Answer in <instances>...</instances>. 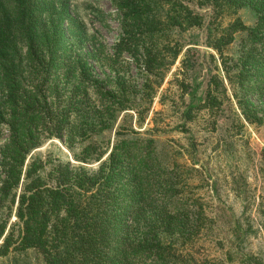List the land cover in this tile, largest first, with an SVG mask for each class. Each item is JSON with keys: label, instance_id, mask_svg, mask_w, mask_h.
Instances as JSON below:
<instances>
[{"label": "rangeland", "instance_id": "obj_1", "mask_svg": "<svg viewBox=\"0 0 264 264\" xmlns=\"http://www.w3.org/2000/svg\"><path fill=\"white\" fill-rule=\"evenodd\" d=\"M153 2H159L156 27L140 31L143 19L123 22L113 0H67L59 63L44 95L58 104V112L69 109L72 115L67 127L58 130L52 122L42 131L23 169L35 158L48 186H55L64 165L73 175H96L119 129L122 146L112 177L117 211L103 214L119 233L125 221L119 210L136 190L132 175L144 167L139 161V168H129L126 160L138 154L133 151L140 141L151 140L161 176L177 198L188 200L192 219L198 217L190 228L197 253L224 264H264V0ZM174 11L187 22L168 24L165 14ZM126 29L134 33L131 40H124ZM85 73L129 109L110 110L116 106L108 107ZM2 75L0 68V80ZM93 107L95 113L81 119ZM8 135L1 125L0 144ZM7 227L12 244L0 254V264H46L36 249L20 246L14 211ZM133 261L154 264L142 256Z\"/></svg>", "mask_w": 264, "mask_h": 264}, {"label": "trees", "instance_id": "obj_2", "mask_svg": "<svg viewBox=\"0 0 264 264\" xmlns=\"http://www.w3.org/2000/svg\"><path fill=\"white\" fill-rule=\"evenodd\" d=\"M113 1L123 12V22L140 18V31L156 27L159 2ZM66 11L67 0H0V127L6 124L9 130L0 144L4 173L0 178V254L7 253L12 244V229L7 226L14 211L20 225V246L36 249L46 264H136L133 258L139 256L151 258L154 264H224L197 253L192 244L196 231L190 228L198 217L192 219L194 210L188 200L177 198L172 184L161 176L151 140L140 141L133 151L138 154L126 160L129 168L139 161H144V167L132 175L136 190L119 210L125 218L119 233L115 227L110 229L103 217L110 209L117 211L112 177L122 146L118 144L123 134L119 129L96 175L84 171L73 175L64 165L60 171L58 168L55 186H48L37 174L35 158L31 157L23 169L27 155L40 143L42 131L51 128L52 122L58 130L67 127L72 115L69 109L58 112V104L47 102L44 95L48 75L59 63L57 45L64 38L61 20ZM186 18L175 11L165 14L168 24L178 26L187 22ZM125 34L124 40L134 37L131 30L126 29ZM254 35L258 36L255 29ZM83 77L93 83L102 98H107L108 107L116 106L110 110L120 113L129 109L89 74ZM208 100L211 105L213 98ZM240 109L244 119L251 122L246 109ZM95 111L89 108L81 119ZM167 191L172 194L167 195Z\"/></svg>", "mask_w": 264, "mask_h": 264}]
</instances>
